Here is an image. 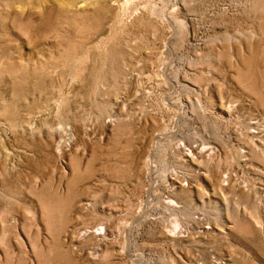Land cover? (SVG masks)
Masks as SVG:
<instances>
[{"label":"rangeland","instance_id":"374dc122","mask_svg":"<svg viewBox=\"0 0 264 264\" xmlns=\"http://www.w3.org/2000/svg\"><path fill=\"white\" fill-rule=\"evenodd\" d=\"M0 264H264V0H0Z\"/></svg>","mask_w":264,"mask_h":264},{"label":"bare ground","instance_id":"6f19581e","mask_svg":"<svg viewBox=\"0 0 264 264\" xmlns=\"http://www.w3.org/2000/svg\"><path fill=\"white\" fill-rule=\"evenodd\" d=\"M79 5H81V4H79Z\"/></svg>","mask_w":264,"mask_h":264}]
</instances>
